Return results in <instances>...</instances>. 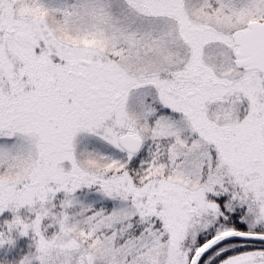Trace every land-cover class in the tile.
<instances>
[{"label":"snow or ice","instance_id":"6c2138e0","mask_svg":"<svg viewBox=\"0 0 264 264\" xmlns=\"http://www.w3.org/2000/svg\"><path fill=\"white\" fill-rule=\"evenodd\" d=\"M0 264H264V0H0Z\"/></svg>","mask_w":264,"mask_h":264}]
</instances>
